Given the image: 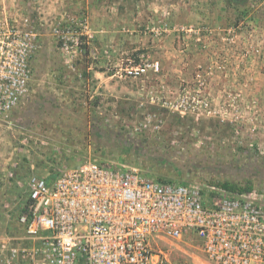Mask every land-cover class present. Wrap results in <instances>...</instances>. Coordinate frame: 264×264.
<instances>
[{"label": "rangeland", "instance_id": "374dc122", "mask_svg": "<svg viewBox=\"0 0 264 264\" xmlns=\"http://www.w3.org/2000/svg\"><path fill=\"white\" fill-rule=\"evenodd\" d=\"M140 57L160 71L122 77ZM7 90L17 100L0 111V236L21 235L30 177L88 160L264 200V0H0V101ZM165 246L211 264L197 240Z\"/></svg>", "mask_w": 264, "mask_h": 264}, {"label": "built area", "instance_id": "2783aa9c", "mask_svg": "<svg viewBox=\"0 0 264 264\" xmlns=\"http://www.w3.org/2000/svg\"><path fill=\"white\" fill-rule=\"evenodd\" d=\"M87 29L84 21L75 22ZM79 45L75 32L67 38ZM20 82L29 80L26 59ZM160 63L140 57L122 70L138 79ZM8 84V83H7ZM9 85V84H8ZM0 101V111L16 104ZM56 177L27 181L28 209L18 218V237L0 236V264H192L175 261L166 242L197 240L211 264H264V200L255 191L164 182L124 161L56 169Z\"/></svg>", "mask_w": 264, "mask_h": 264}, {"label": "trees", "instance_id": "16d2710c", "mask_svg": "<svg viewBox=\"0 0 264 264\" xmlns=\"http://www.w3.org/2000/svg\"><path fill=\"white\" fill-rule=\"evenodd\" d=\"M52 181V178H48V183H51ZM159 181H164V182H174V181H171V180H167V179H160ZM176 183H179V182H176ZM184 184V183H183ZM213 186H217V187H220L230 193H251L253 192L252 190V187H245V188H242V187H239L235 184H232V183H229V182H224V183H220V184H211ZM28 207V202L27 204L24 206V208H22L21 212L22 213H26L27 212V208Z\"/></svg>", "mask_w": 264, "mask_h": 264}, {"label": "crops", "instance_id": "0c3cea01", "mask_svg": "<svg viewBox=\"0 0 264 264\" xmlns=\"http://www.w3.org/2000/svg\"><path fill=\"white\" fill-rule=\"evenodd\" d=\"M98 73L103 74V73H101V72H98Z\"/></svg>", "mask_w": 264, "mask_h": 264}]
</instances>
